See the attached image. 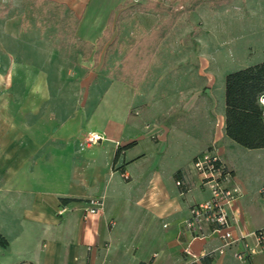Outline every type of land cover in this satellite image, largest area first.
<instances>
[{"label": "crops", "instance_id": "crops-1", "mask_svg": "<svg viewBox=\"0 0 264 264\" xmlns=\"http://www.w3.org/2000/svg\"><path fill=\"white\" fill-rule=\"evenodd\" d=\"M115 1L92 18L91 33L82 28L84 17L93 15L92 0L83 9L69 4L81 19L77 31L82 40L96 44L103 36L112 12L126 0ZM245 4L250 22L264 20V8L256 2ZM250 22L238 19L239 41L251 36ZM169 35L139 85L116 78L120 83L108 89L103 101L105 114L98 87L92 88V101L83 109L72 106L67 112L62 98L53 95L67 88H55L45 77L27 86L30 95L25 101L0 98V232L9 241L0 247V264H264V252H249L257 247L256 232L264 227V180L254 187L240 183L229 155L236 150L264 157V148L244 150L227 135L225 116L226 75L264 62V54L231 71L219 69L216 85L189 84L187 78L179 84L177 73L167 68L168 60L160 69L155 66ZM251 40L239 45L257 51ZM260 49L264 51V43ZM125 85L139 90L135 103L145 115L129 116L128 98L115 97ZM93 133L101 139L83 148L85 135ZM214 144L232 173L227 185L240 189L230 210L238 241L223 254L208 256L223 240L211 235L191 241L184 224L191 207L210 196L194 162ZM119 147L123 150L114 161ZM178 180L184 184L178 185ZM93 198L104 200L96 214L86 212ZM188 245L198 260L185 254ZM241 253H246L243 259Z\"/></svg>", "mask_w": 264, "mask_h": 264}, {"label": "rangeland", "instance_id": "rangeland-1", "mask_svg": "<svg viewBox=\"0 0 264 264\" xmlns=\"http://www.w3.org/2000/svg\"><path fill=\"white\" fill-rule=\"evenodd\" d=\"M112 1L114 0H92L89 8L93 15L84 17L82 32L93 31L90 28L92 18L106 12V7ZM124 1L116 0L114 4ZM159 1L169 5L174 0ZM6 2L8 0H0V4ZM253 2L264 8V0H232L231 3L220 7L206 1L194 12L182 15L159 51L155 66L160 69L165 59L168 60L167 68L174 69L179 84L185 83L184 79L187 78L189 84L216 85L221 79L220 71H231L246 64L248 59L264 54L260 49L264 43V20L250 22L252 16L245 6V3L252 6ZM13 3L8 14L0 19V98L9 101L11 96H14L16 100L25 101L30 95L27 86L37 84L45 77L47 84L55 88H67L66 92L53 94L61 97V102L66 103L67 112H70L72 106L82 108L90 103L93 87H98V103L101 104L108 89H113L120 83L116 79L115 70L120 66L126 50L138 37L168 16L166 12L134 13L120 24L119 30L115 27L114 36L119 33L121 48L110 54L104 66L105 48L101 50L97 64L94 62L97 48L90 51L87 47L72 44L59 49L58 28L55 24L48 25L41 15V8L35 5V0H13ZM69 4L73 8L83 9L87 0H79L78 3L69 1ZM251 10L254 11V8L251 7ZM240 17L250 22L251 36L244 35L239 41L236 24ZM23 18L30 24L26 31L21 29ZM77 35L81 37L78 31ZM251 39L254 43H260H255L257 51L253 48L243 50L244 47L239 44L243 42L249 45ZM171 64L174 66H170ZM155 66L151 75L153 78L157 68ZM219 69L221 70L218 71ZM212 71L217 72V75H213ZM178 73L181 77H178ZM208 77L211 78L210 81H207ZM125 86L123 88L126 90L115 92V97H127L128 115L141 117L144 114L143 109L135 103L141 96L139 90ZM102 108L105 114L106 103H102ZM89 136L90 134L85 135L83 148L92 143L88 141ZM216 146L217 144H214L213 149L220 154ZM229 155L240 183L254 187L264 180V157L242 154L236 150ZM220 156L222 157L221 154Z\"/></svg>", "mask_w": 264, "mask_h": 264}, {"label": "trees", "instance_id": "trees-1", "mask_svg": "<svg viewBox=\"0 0 264 264\" xmlns=\"http://www.w3.org/2000/svg\"><path fill=\"white\" fill-rule=\"evenodd\" d=\"M206 1L216 7L232 2V0H174L166 5L159 0H149L145 3L126 0L112 12L109 26L96 44L84 41L77 35L81 19L66 2L35 0V5L41 8V15L48 25L55 24L57 26L60 39L59 49H64L72 44L82 48L87 47L90 51L97 48L94 53V62L97 64L100 52L105 48L104 66L110 54L121 48L119 33L110 42L114 36L115 27L119 30L120 24L133 16L134 13L150 11L168 13V16L155 28L138 37L135 43L127 49L121 59V65L115 70L116 78L119 81L137 86L146 76L160 43L169 35L180 17L195 11L200 4ZM13 5V0L0 4V19L8 14ZM29 26L28 20L23 18L21 29L26 31ZM225 87L227 135L246 148H264V103L262 102L264 97V62L229 72L226 75ZM121 150L123 147L118 148L114 161L117 160ZM67 200L62 199L64 202ZM8 245V238L0 232V247ZM207 255L213 256L210 253ZM21 264L33 263L23 262Z\"/></svg>", "mask_w": 264, "mask_h": 264}, {"label": "built area", "instance_id": "built-area-1", "mask_svg": "<svg viewBox=\"0 0 264 264\" xmlns=\"http://www.w3.org/2000/svg\"><path fill=\"white\" fill-rule=\"evenodd\" d=\"M264 102V98L262 99ZM101 139L96 133L89 136L88 141L95 143ZM194 166L201 178V184L210 191L209 198L199 204L193 205L190 210V217L184 224V230L191 236V241L197 238H206L216 235L223 240V246L210 252V254H223L226 248L238 241V238L232 231V219L230 210L237 200L240 189L227 185L232 176L231 170L223 161L222 157L213 147L199 156ZM178 185H183L182 180L177 181ZM261 198L264 205V186L261 188ZM104 208L102 198H93L90 200V206L86 212L96 214ZM207 227H211L209 231ZM257 247L249 248L251 254L261 251L264 252V227L256 232ZM185 254L198 260L196 255L192 254L190 245L185 248ZM246 253L238 254L239 258H244Z\"/></svg>", "mask_w": 264, "mask_h": 264}]
</instances>
